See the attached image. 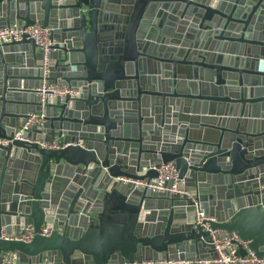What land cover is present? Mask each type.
I'll use <instances>...</instances> for the list:
<instances>
[{
  "label": "water",
  "instance_id": "obj_1",
  "mask_svg": "<svg viewBox=\"0 0 264 264\" xmlns=\"http://www.w3.org/2000/svg\"><path fill=\"white\" fill-rule=\"evenodd\" d=\"M15 21L58 45L46 68L33 39L0 41V139L45 116L0 145V236L35 228L0 262L216 258L195 200L264 255V0H0V29ZM46 71L78 96L43 105ZM169 162L191 198L136 184Z\"/></svg>",
  "mask_w": 264,
  "mask_h": 264
},
{
  "label": "built area",
  "instance_id": "obj_2",
  "mask_svg": "<svg viewBox=\"0 0 264 264\" xmlns=\"http://www.w3.org/2000/svg\"><path fill=\"white\" fill-rule=\"evenodd\" d=\"M24 36L29 39H33L37 48L43 52L44 65H49L50 55L58 45L57 40L53 38V29L51 27H45L41 23H37L31 26L20 25L17 21L10 23L9 25L0 29V41L13 42L21 41ZM48 72L44 74V85L42 88L36 90V94L40 96L43 105L46 104L48 99L59 97L62 101L66 96H70L72 99L77 97L79 90L75 87L60 86V85H48L46 78ZM44 114H30L27 121L24 122L21 129L15 132L14 139H21L24 131L30 130L34 126L41 125L44 121ZM13 140L0 139V145H8ZM45 149L58 150L61 149L59 141H52L42 144ZM157 170L158 177L153 178L150 181L136 182L138 186H142L155 193L170 192L172 194H179L181 196H188L191 198V193L186 189V181L181 179L179 173L173 164L169 162L162 164L160 167H153ZM195 200V198H194ZM195 227L200 225L204 230L209 231L212 237V247L217 254L216 258L208 257L204 259L183 260V261H160L161 264H264V255L257 256L254 251L250 249V242L241 239L236 233L224 231V230H212L210 224L206 221L209 220L205 216L204 211L200 208L198 201L195 200ZM53 232V226L49 223L44 224L41 228V235L50 236ZM35 236V228L32 225H26L22 227L19 237H7L4 233L1 238L8 240H21L25 243H30ZM241 251H245L246 255L242 256ZM2 261L0 264H64L63 262L49 261L45 259L41 262L31 263L22 262L20 260L17 251H10L2 253Z\"/></svg>",
  "mask_w": 264,
  "mask_h": 264
}]
</instances>
